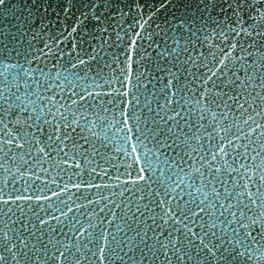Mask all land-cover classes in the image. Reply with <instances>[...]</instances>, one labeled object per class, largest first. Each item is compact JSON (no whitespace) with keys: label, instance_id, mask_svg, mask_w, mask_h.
Here are the masks:
<instances>
[{"label":"snow or ice","instance_id":"1","mask_svg":"<svg viewBox=\"0 0 264 264\" xmlns=\"http://www.w3.org/2000/svg\"><path fill=\"white\" fill-rule=\"evenodd\" d=\"M3 3L4 0H0V4ZM242 3L243 0H236V7H233L232 0H225L226 6L232 9L233 14L238 11ZM65 11L67 12V9ZM84 16L87 18L86 13ZM93 18L98 22L101 20L100 16ZM78 24L79 22L72 27L71 32L68 33L69 36L77 31ZM235 24L239 26L240 21L236 20ZM225 27L228 29L227 32L224 27L219 32L224 39L228 38V32L235 36L240 35L241 32L247 33V29L243 26L237 28L226 24ZM103 31L107 32V28ZM247 34L251 35V33ZM136 35L139 36V33ZM256 35L261 36L262 34L257 32ZM117 38L119 39V35ZM135 44L136 41L133 39L131 47ZM236 47L237 45L233 43L230 45V50ZM241 50L247 51L243 46ZM171 51L175 52V48ZM221 51L223 52V49ZM167 54V50L159 53L161 56ZM247 54L251 55L250 52ZM229 56L230 51L224 52L223 58L218 61L221 67L208 68L210 75L205 76L204 84L212 81L213 77L219 79L218 72L221 75L226 74L224 70L228 68V65L225 61L229 59ZM213 57L215 58L214 54ZM259 63L261 67H264V53L260 54ZM11 67L17 66L12 65ZM240 68L245 71L246 81L251 82L254 75V73L249 75L251 65L245 68V65L241 64ZM6 72H8V67L0 72V76H4L7 82ZM233 76L235 77V72ZM63 79L64 85L57 84L56 87L63 91L66 86L71 90V97H76V99H70L67 106L56 99L55 93L43 97L37 92H31L27 96H35L36 99H28L25 103V100L21 99L16 92H11L10 88L8 89L10 95L0 90V225H2L0 226V264H6L8 260L20 264L18 252L13 251L16 245L11 243L8 235L9 232L17 230L9 227V224L19 223L25 218L31 221V217L35 218V222L31 223L30 234L36 238L41 247L38 248L34 244L29 250L37 254V261L40 260L42 253L45 261L53 260L58 264H104L105 260L108 264H116L117 261L119 264H130V262L131 264H145L148 253L155 259H160L156 255L158 250L164 251L168 264H171L170 257L167 256L169 246H171L172 255L177 256L178 260H183L185 257L192 260L193 254L187 250L182 255L180 254L185 241H187V248L198 249L195 252V258L198 260L201 251L204 250H207V255L213 260H226V257H217L214 251L225 243L223 235H218L216 229L222 226L221 232L223 233L224 229L238 225V228H231V231L237 238V243L240 244L242 240L239 229L261 223V218H264V123L257 119L261 116V112L248 104L247 99L243 103L240 102L241 94L233 97L225 92L223 96L227 99H222L218 93L216 96L207 97L208 106L203 107H200L201 101L196 100L195 105L199 107V116L195 131H192V125L185 121L189 132L185 133L181 129V132L177 133L174 129L180 126V121L175 118L181 116V113L176 108L169 109L167 106L174 102L183 108L188 101L183 100V97H181L183 104L181 100L173 101L172 97H175L177 92L169 91L173 86L172 80L168 81L163 90V95L168 97L165 103L160 104L157 101L158 110L152 109L151 102L145 98L144 107L149 112L146 118L142 119L135 113L129 115L121 108L120 119L113 115L109 121L105 115L103 119L106 124H97V120L100 119L99 114L96 115V119L89 120L84 112L92 107H99L101 113L114 111L118 105L111 97L114 95L128 96L126 81H119L123 91L113 89L108 92L94 93L87 89L81 92L75 90L78 86L76 82L80 79L79 73L66 75ZM229 82L235 87H241L235 79ZM261 85L264 86V79H261ZM97 87L102 86L97 85ZM51 88L52 85H48V89L51 90ZM210 91L211 89H204L201 95L206 96ZM152 95L155 96V93L153 92ZM102 96H108L109 99H100ZM248 96L251 97L253 94L248 93ZM255 97L264 101V96H260L259 93H256ZM89 98H92L91 101ZM43 100L47 103H38ZM132 100L139 101V95H133ZM119 103L130 106L132 101L121 100ZM212 104L216 105V109H220L222 104L223 110L213 109ZM72 105L77 106L74 111ZM234 105L239 115L233 111ZM17 112H30L31 114L21 122L20 117L15 115ZM48 116L51 119H48ZM130 119L133 124H129ZM181 120H184L183 116ZM205 120L207 124L199 123ZM169 121L175 122L169 125ZM9 124L18 127L10 128ZM141 124L144 127H141ZM41 125H48L49 129L45 130ZM34 126L35 131H29ZM77 128L80 129L79 133H77ZM97 128L99 131H94ZM113 128L115 131H111ZM84 132L90 133L91 137L83 135ZM38 133L44 134L46 139L42 141ZM73 133H76V136L85 144L90 145L93 159L99 157L96 166L87 173V180L81 177L79 171H73L72 175L67 177V181L61 176V172L68 171L64 166L69 165V160L72 161L69 167L77 170L81 169V163L77 157H84L85 164L93 163L92 159L87 158L89 148L81 144L79 145V148H83L81 152ZM181 135L184 139H181ZM69 139L73 140L71 146L66 143ZM190 140L197 142L195 147ZM146 141H155V151L147 146ZM109 145H112L114 153L118 155H109L107 151H103L108 149ZM181 145L184 147L181 148ZM161 149L169 151L180 149V152L176 153L179 160L175 156L169 157L168 152L161 151ZM69 151H72L71 157H69ZM56 156L60 159H55ZM116 160H120L119 166L115 163ZM108 165H111V170L117 172L115 179L120 183H117L115 187L120 188L119 195L123 198V212L120 219L124 223L115 225V233L100 227L105 223L103 218L99 219V223H93V216H99L95 209L87 213L80 212L82 207L87 208L93 203L98 204L99 200L94 201L85 197L86 205L76 204L74 201L69 203L74 195L71 194V188L77 191L81 188L97 190L108 188L107 183L94 182L96 177L102 179L104 176H109ZM185 165L189 166L188 171L185 170ZM121 168L124 170L123 175L127 177L123 181H121ZM50 170H57L56 175L60 176V183H57L55 177H52L51 183L47 179H42L41 174L48 177ZM193 173L196 175L194 176ZM74 178L79 179L70 187L68 181ZM37 181L40 183L37 184ZM18 182H22V186H18ZM52 184H55L59 190H53ZM48 192H51V195H47ZM65 193H69L66 199H58L54 207L51 203L52 197L60 198ZM125 193L129 195L125 197ZM115 195L116 192H112V196ZM99 199L107 202L99 209L100 213L105 211L108 203H112L115 208L121 207V204H116L114 200L102 193ZM32 201L36 203H30ZM40 201L49 203L45 205L39 203ZM74 204L75 207H73ZM17 212L20 213L19 216ZM29 213L31 217L28 216ZM107 215L115 217L116 213L109 208ZM81 216L84 220L80 218ZM50 220H55L57 225H64L65 220L68 221L66 227L68 232L72 233L68 237V242L52 236L57 228L51 226ZM37 224L48 226L50 232L47 242H44L45 229L37 227ZM107 224L113 225L114 220H107ZM140 225H144L143 229ZM23 227L29 229V224L26 223ZM98 228V234L94 235ZM195 228H199V231H194ZM261 228L260 234L264 236V223L261 224ZM149 231L155 236V243L152 245L147 244L145 239L146 237L152 239L148 236ZM37 232H41V235L37 236ZM119 233L123 235H118ZM128 233H133V235ZM174 233L179 235L172 239ZM165 234L167 242L160 239ZM17 235L22 234L17 232ZM64 235L67 236V233ZM180 236L184 239L181 240ZM246 236L251 237L253 243L256 242L251 232H247ZM189 237L198 239L199 245H195L194 240ZM205 238L209 241L216 240L219 243L209 247ZM141 244L147 248V253L140 247ZM156 245H159V249H156ZM49 246L53 249L51 256L48 254ZM244 247L245 251H248L250 245H244ZM23 248H29V245L23 243ZM4 251H7L9 256L3 255ZM135 251L141 253V259L138 262L134 255H130ZM19 255L32 260L28 252L20 251ZM238 255L243 256L244 253L241 252ZM248 258L264 259V257H254L251 252ZM201 264L204 262L201 261Z\"/></svg>","mask_w":264,"mask_h":264},{"label":"water","instance_id":"2","mask_svg":"<svg viewBox=\"0 0 264 264\" xmlns=\"http://www.w3.org/2000/svg\"><path fill=\"white\" fill-rule=\"evenodd\" d=\"M232 2L233 7H236V0H232ZM85 13L87 18L84 16ZM94 16H100L101 20L96 21L93 18ZM262 17H264V0H243L242 5L235 14H233L232 9L226 6L225 0H4V3L0 4V72L8 67V72L5 73L8 81H5L4 76H0V90L4 91L6 95H10L8 92L10 88L11 92H16L21 99L25 100V103L28 99H36L35 96H27L31 92H37L43 97L55 93L56 99L67 106L70 99H76V97H71V90L66 86L63 91L56 87L57 84L64 85L63 78L66 75L79 73L80 79L76 82L78 86L75 89L77 92H81L83 89L94 93L108 92L113 89L123 91L119 81L125 80L128 96L114 95L111 97L114 103L118 105L114 111L101 113L99 107H92L84 112L89 120L96 119V115L99 114L100 119L97 120V124H106L103 117L106 115L108 120L111 121L112 116L115 115L117 119H120L121 108L129 115L135 113L141 116L142 119L146 118L149 112L144 107L145 98L151 102L152 109L158 110L157 101L160 104L165 103L168 97L163 95V90L168 81L172 80L173 86L169 91L177 92V95L172 97L173 101L181 100V97H183V100L188 101V104L184 105L183 108L177 106L174 102L167 106L169 109L176 108L184 117V120H181V116L175 118L180 121V126L174 129L177 133H180L181 129L185 133L189 132L185 121L191 124L192 131H195L199 116V107L195 105L196 100L201 101L200 107L208 106L207 97H213L219 93L222 99H227L223 96L225 92L233 97L241 94L240 102L243 103L247 99L248 104L261 112V116L257 119L264 123V101L259 97H255L256 93L264 96V86L261 85V79H264V67H261L259 63L260 54L264 53V18ZM236 20H239V26L246 28L247 33H251V35L241 32L240 35L235 36L233 33L228 32L227 39L219 35L222 27L226 32L228 31L225 27L226 24L239 28L235 24ZM77 22H79L77 31L69 36L68 33L71 32L72 27ZM104 28H107V32L103 31ZM257 32L262 35L257 36ZM136 33H139V36ZM118 35L119 39L117 38ZM133 39L136 44L131 47ZM233 43L237 47L230 50V45ZM241 46L247 51H242ZM173 48H175V52L171 51ZM221 49H223V52ZM166 50L167 55H159L160 52ZM229 51V59L225 61L228 65V68L224 70L226 74L221 75L218 72L219 79L213 77L212 81L204 84L205 76L210 75L208 68L221 67L218 61L223 58L224 52ZM249 52L251 55L247 54ZM241 64H244L245 68L251 65L249 75L254 73L251 82L246 81L245 71L240 68ZM12 65L17 67L13 68ZM233 72H235V77ZM13 76H15V80H13ZM233 79L241 87H235L229 82ZM6 83L7 87H5ZM213 83H215V87H213ZM109 84H111V87H109ZM48 85H52L51 90L48 89ZM97 85L102 87H97ZM204 89H211V91L206 96H202L201 93ZM153 92L155 96L152 95ZM141 93L143 95H140ZM248 93H252L253 96H248ZM133 95H139V101L132 100ZM91 99L89 98V101ZM100 99L108 100L109 97L102 96ZM121 100L132 101V103L130 106H126L119 103ZM183 100H181L182 104ZM38 103L46 104L47 101H38ZM229 103H232V101H229ZM76 107V105H72V110L74 111ZM211 107L217 111L223 110L222 104L220 109H216L215 104H212ZM61 110L63 111V109ZM233 111L239 115L235 105ZM29 114L31 113H15L20 117L21 122ZM47 118L51 119L50 116ZM9 119H12V117H9ZM174 122L169 121V125ZM199 123L207 124V121H199ZM129 124H133L131 119ZM9 127L16 128L18 126L9 124ZM41 127L45 130L49 129L48 125H41ZM141 127H144V125L141 124ZM29 131H35V126ZM79 131L80 129L77 128V133ZM94 131H99V128L94 129ZM111 131H115V129L113 128ZM38 135H40L42 141L46 139L44 134L38 133ZM72 135L76 136V133ZM83 135L91 137L88 132H84ZM181 139H184L183 135H181ZM76 140L78 148L81 144L85 148H89L87 158L92 159L93 163L85 164L84 157H77L81 163V169L77 170L74 167H69V165H72V161L69 160V165L64 166L68 171L61 172V176L65 181H67L68 176L72 175L73 171H79L81 177L87 180V173L91 171L92 167L96 166V162L99 160V157L93 159L89 144H85L78 136H76ZM66 143L71 146L73 140L69 139ZM145 143L155 151V141H146ZM190 143L195 147L197 142L190 140ZM183 147L181 145V148ZM79 150L83 152V148H79ZM103 151H107L109 155H118L114 153L112 145H109L108 149ZM161 151H166L169 157L175 156L179 160L176 153L180 152V149L172 151L161 149ZM53 155L55 156V153ZM71 156L72 151H69V157ZM55 159L59 160L60 157L56 156ZM115 163L119 166L120 160H116ZM101 164H103L102 161ZM108 168L110 169L109 176H104L102 179L96 177L94 181L95 183H107L109 184L108 188L102 190L81 188L79 191L71 188V194L74 195L73 200L69 203L74 201L76 204L86 205L87 199L85 197L94 201L99 200L98 204L93 203L88 205L87 208L82 207L80 212L87 213L95 209L99 216H93V223H99V219L103 218L105 223L100 227L115 233V225H123L124 223L120 219L123 212V198L119 195L120 188L115 187L117 183H120L115 179L117 172L111 170V165H108ZM185 170H189L188 165H185ZM56 171L50 170L48 177L41 174L42 179H47L51 183L52 177H55L57 183H60V176L56 175ZM97 171L99 172V169ZM123 171L121 168V181L127 179L123 175ZM148 175L151 174L148 173ZM193 175L196 174L193 173ZM78 179L74 178L72 181H68L69 186L71 187V184L77 182ZM196 182L199 183V181ZM39 183L40 181H37V184ZM18 186H22V182H18ZM52 189L59 190L55 184H52ZM112 192H116V195L112 196ZM101 193L114 200L116 204H121V207L115 208L112 203H108L105 211L100 213L99 209L107 203L99 199ZM46 194L51 195V192ZM68 194L65 193L60 198L52 197L51 203L55 207L58 199H66ZM128 195L129 193H125V197ZM133 199L135 202V198ZM30 203L35 204L36 202L32 201ZM39 203L47 205L49 202L40 201ZM73 207H75V204ZM109 208L116 213L115 217L107 215ZM19 215L20 213L17 212V216ZM28 216L31 217V213ZM80 218L84 220L83 216ZM107 220H114V224L108 225ZM34 222L35 218L31 217V221L25 218L19 223L9 224V227L17 230L9 232L8 235L11 243L16 245L13 251L18 252L20 264H58L53 260L45 261L42 253L40 254V260L37 261V254L29 250L34 244L38 248L41 247L36 238L30 234L31 223ZM26 223L29 224V229L23 227ZM50 223L52 227L57 228L52 236L55 239L68 242V237L72 235L66 227L68 221L65 220L64 225H57L55 220H50ZM262 223H264V218H261V223L255 226L240 228V239L242 240L240 244L237 243V238L234 237L231 231V228H238V225H232L231 228L224 229L223 233L221 232L222 226L216 229L218 235H223L225 243L218 249H214V251L217 257H226V260H213L207 255V250L201 251L198 260L195 258V252L198 249L195 247L187 248V241L184 242L180 254L182 255L187 250L193 254L194 258L192 260H188L187 257L178 260L177 256L172 255L171 246L167 250V256L170 257L171 264H201V261L204 264H264V259L248 258L249 252L254 257H264V236L260 234ZM37 227L45 229L44 242H47L50 232L48 226L37 224ZM140 227L143 229L144 225H140ZM5 230L7 231V229ZM194 231L198 232L199 228H195ZM17 232L22 235L18 236ZM98 232L99 228L94 235ZM247 232H251L252 236L256 238L255 243L252 242L251 237L246 236ZM64 233H67V236ZM128 234L133 235V233ZM40 235L41 232H37V236ZM118 235H123V233ZM178 235L174 233L172 239H175ZM148 236L152 239L146 237L147 244H154L155 236L151 231L148 232ZM179 238L184 239L182 236ZM189 238L194 240L195 245H199L198 239ZM160 239L167 242L166 234L161 236ZM22 241L27 243L29 248H23ZM205 242L209 244V247L219 243L216 240L209 241L208 238H205ZM244 245H250L248 251H245ZM140 247L147 253L144 244H141ZM156 249H159V245H156ZM20 251L28 252L32 260L20 256ZM52 252L53 249L49 246V256ZM241 252L244 253L243 256L238 255ZM2 254L6 257L9 256L7 251ZM130 255H134L137 262L141 259L139 251L130 253ZM156 255L160 259L157 260L148 253L145 264H168L163 250H158ZM6 264H16V261L8 260ZM104 264H108V261L105 260ZM116 264H119V261Z\"/></svg>","mask_w":264,"mask_h":264}]
</instances>
